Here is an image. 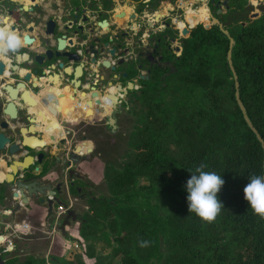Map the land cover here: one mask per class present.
Returning <instances> with one entry per match:
<instances>
[{
  "label": "trees",
  "instance_id": "obj_1",
  "mask_svg": "<svg viewBox=\"0 0 264 264\" xmlns=\"http://www.w3.org/2000/svg\"><path fill=\"white\" fill-rule=\"evenodd\" d=\"M255 5L229 0L216 18L234 39L239 97L264 142V0ZM182 46L173 69L154 68L124 104L134 117L131 150L119 166L104 162L107 195L85 196L79 218L85 253L94 258L99 242L110 251L103 264H264V219L243 196L252 177H264V150L235 100L227 36L216 24L198 22ZM201 164L225 182L211 223L188 211L185 185ZM51 166L44 162V169ZM77 185L69 193L77 194ZM141 241L150 244L140 247ZM7 245L0 264H88L74 247L48 259Z\"/></svg>",
  "mask_w": 264,
  "mask_h": 264
},
{
  "label": "flooded vegetation",
  "instance_id": "obj_2",
  "mask_svg": "<svg viewBox=\"0 0 264 264\" xmlns=\"http://www.w3.org/2000/svg\"><path fill=\"white\" fill-rule=\"evenodd\" d=\"M194 1L192 10L204 6L215 17L218 9L224 12L229 4V0H218L217 4L211 0ZM9 2L10 0H0L2 19L8 14ZM126 4L133 6V10L116 12ZM187 7L184 3L179 4L178 0H116L113 4H110V0H44L32 12L22 13L23 22L17 14L10 15L9 29L13 27L11 31L17 32L22 38V46L15 53L20 55V69L30 82L22 89L24 110L15 111L11 117L0 110V139H3V146L21 143L23 131H34V135L45 142L43 149L22 150L25 152L23 156H35L41 151L44 153L41 162L35 159L28 169L20 172L23 178L33 183L29 191L24 190L25 197L30 202L28 205L48 199L51 194L43 186L50 185L51 189L56 190L55 196L52 195L54 199L61 194L66 182L63 178L57 181L58 176L54 173L55 163L60 159L57 157V150L64 147V141L59 139L51 142L48 136H43L39 131H102L104 124L109 127L111 118L115 121L114 112L131 99V92L142 87L154 68L173 69L174 62L181 56L183 40L191 31L190 29L185 35V27L180 30L177 26ZM121 12L123 15L118 17ZM83 18L94 21L106 19L110 23L107 36L101 39L98 38L99 34H93L89 40L82 42L73 34H68L59 43L62 46L61 52L67 51L72 53L71 57L80 59L67 62L65 58H56L54 52L58 46L56 39L59 34L47 33V22L51 19L58 20L65 27L71 26L72 31L73 22ZM198 22H204L206 26L213 24L209 15L196 21ZM96 33L103 32L99 30ZM78 41L84 45L80 46ZM85 51L88 53L85 54ZM92 56H96L94 64L90 62ZM57 60L62 63L61 67L57 66ZM103 60L109 62L108 67L103 66ZM43 71H46V75L41 73ZM129 83L132 84L131 89L128 88ZM7 84L8 79L0 72V94L4 88V106L7 101ZM2 99L3 97L0 98V103ZM59 100L74 104L73 113L77 109L82 112L81 117L75 115L73 118V126L67 124L72 120L70 118L64 121L56 119V113L61 111L58 108ZM106 106L107 111L104 110ZM5 137L10 141L4 142ZM68 158L69 155L61 158L60 163L66 168L64 174L80 177L81 174L72 165L67 166ZM8 160L6 150H0V255L4 254V230L7 232L9 228L7 222L4 225V213L8 212L9 206L4 201L10 198L23 204L19 190L9 189L5 183ZM47 160L52 166L44 169V162ZM71 183L73 182H69V185L74 184ZM15 193L17 196H14ZM42 204L49 207L47 200Z\"/></svg>",
  "mask_w": 264,
  "mask_h": 264
},
{
  "label": "rangeland",
  "instance_id": "obj_3",
  "mask_svg": "<svg viewBox=\"0 0 264 264\" xmlns=\"http://www.w3.org/2000/svg\"><path fill=\"white\" fill-rule=\"evenodd\" d=\"M261 1L262 0H250V3L254 5L256 4L255 7L257 8ZM190 2L192 1L190 0ZM185 6H188L187 9H191L188 12L190 13L188 17H191V15L195 16V24H197V19L208 15L204 6L198 8L196 11L194 9L192 10V7H189L187 3H185ZM114 114V126L108 125L109 127H107V125L104 124V129L102 131H67L56 139V141L62 139L66 145V147L64 145V147H61L62 149L57 150V157L60 158L58 159L59 162L57 167H55V172H57L56 175L58 176L57 181H61L62 178L66 180L64 186L62 187V192L57 196V198L60 200V205L61 207L63 206V209L69 208L73 213H75L74 219L69 218L67 223L64 224L66 212H62V210L57 209L56 202H54V200L52 208L47 207V222L43 224L39 230H34L28 225L26 226L25 223L22 225L13 224L12 220L15 214L9 215L7 214V211L4 213V225L6 222L9 224L7 232L4 230V235H6L4 242L9 243L10 241L11 245H15V252L17 254L23 255L31 253L35 255H45L49 259L52 255L62 256L72 246L81 252L84 260L88 264H103L109 258L110 251L108 247L106 244L102 247L99 242L96 244V256L94 258H90L86 255V243L89 241L83 239L79 233V218L81 215L83 216L86 211V204L84 200L86 195L99 196L107 195L108 193V184L102 177L103 163L108 162L111 165L119 166V163L131 150L129 140H131L134 117L131 114L125 113L124 104L120 107V110L117 109ZM76 143H79L78 145H83L84 148H87L88 146L91 148L90 153L86 152V154H84L82 151L77 154L79 156L82 155L81 159L82 161H85L84 163L80 162L81 165L76 162L78 164H76V168L80 169L81 167L84 171V174L80 173L82 174L80 176L82 178L64 174L66 168L60 163L62 161L61 158L63 159L66 154L67 147H69V153L73 152L74 145ZM96 159L100 161L99 164H93L90 168L87 162ZM69 182H78L77 186L80 191L77 190V194H74L71 191L69 193ZM4 202L9 205L8 208H12L16 203V200L8 198V200ZM35 239H42V242L44 243L45 240H48L51 242L50 247L53 245L52 249L50 248L51 250L48 251V244L45 245V247H42L39 244H34ZM58 240L61 241V245H59ZM36 242L38 241L36 240ZM13 245L10 247L9 245H7L8 247L6 246L8 251L13 249ZM163 249L165 250V247H163ZM15 252L12 251L11 254H15Z\"/></svg>",
  "mask_w": 264,
  "mask_h": 264
},
{
  "label": "water",
  "instance_id": "obj_4",
  "mask_svg": "<svg viewBox=\"0 0 264 264\" xmlns=\"http://www.w3.org/2000/svg\"><path fill=\"white\" fill-rule=\"evenodd\" d=\"M14 2V4L12 5H8L7 9H8V14L5 15L3 17V24H8V19L10 18V15L12 14H17L19 20L21 22H23V18H22V13H29L32 12L37 6H38V1L37 0H27L28 4H23V0H11ZM116 0H110V4H113ZM221 10L218 9L215 13L218 14ZM208 15L212 20L213 24H216L219 29L222 31V33L227 36L228 42H229V48L227 51V62H228V66L230 71L233 74V78H234V85H235V100L237 101V105L243 115V119L246 122L245 124H247V126L249 127V129L255 134L256 138L258 139L259 143H261L260 146H262L263 150H264V142L262 137L260 136V134L258 133V131L256 130V128L253 126L252 122L250 121L247 113H246V109L239 97V83L237 81V76H236V72L233 68L232 65V59H231V50L232 47L234 45V39L230 36L228 30L224 29L222 23L211 13V10L208 8ZM123 15V13H119L118 17H121ZM195 16L191 15V17L187 18V26L184 28V33L185 35L188 34L189 30L192 29L195 26V22H194ZM79 21L76 20L73 22V30L71 31V26L70 27H65L63 26L58 20L54 21V20H49L47 22V26L49 27L47 30V33L50 34H59L58 38L56 39L58 46L56 47V51L54 52V55L56 58H65V60L67 62H70L71 60L73 61H77L80 59V57H71L70 54L67 51H63L62 50V46L59 44L61 41H63V39L68 35V34H73L76 39L79 40H83L82 42H85L86 40L90 39V36H92L93 34H99L98 38H104L107 36L108 34V29H109V23L106 19H102L100 21H94V19H90V18H83L80 23H78ZM3 26V25H0ZM14 28L12 27L11 30H13ZM98 30H101L103 33H96ZM104 30V31H103ZM64 31H67L66 33H64ZM96 40V39H95ZM79 42L78 44L80 46H83L84 43ZM112 52V51H111ZM88 52L85 51V54H87ZM96 57V56H95ZM94 56H92L90 58V62L92 64L96 63V59ZM21 61H20V55L12 52L9 53V55H7L5 57V61L4 58H0V72L3 74V76H5V78L8 79V84L6 86V103L4 106V88L0 94V98L3 97V99L1 100L0 103V110L2 111V113L6 112V114H9L10 117L13 116L15 114V111H21L24 110V98L22 96V89L26 86V83H29L30 80L29 78H27V75L23 73V70L20 69V65ZM103 66L108 67L109 62L107 60H103L102 61ZM4 66H5V71H4ZM57 66L61 67L62 63H58L57 60ZM55 66L53 65L52 69H54ZM43 75H46V71L41 72ZM128 88H132V84L129 83ZM120 89V87H119ZM70 98H72L69 95ZM105 110V108H104ZM57 118L60 117V114L57 113L56 115ZM114 123V119L111 118L110 120V124L113 125ZM74 123L69 121V125H73ZM114 126V125H113ZM27 133H32L31 135H27ZM40 134H43V136H48V138L50 139L51 142L56 141V134L59 136H62L64 133L63 131H61V129H57V131H39ZM1 136V135H0ZM10 139L8 138H4V142H9ZM3 139H0V150H6L7 152V156L9 158L8 160V171H6V176H5V183L7 184V187L9 189H18L19 193H20V199L22 200L23 204L27 203V198L25 197L24 194V190L29 191L31 189V187L33 186V183H29L28 179L23 178L22 174L20 172L24 171L25 169H28L29 166L33 163V161L35 159H37L39 162H41L42 157L44 155V153L41 151L39 153H37L35 156L32 155H24L23 154V149H28L31 151H34L36 149H43V146L45 144L44 140L42 138H39L38 136L34 135V131H23L22 132V136H21V143H8L6 146H3ZM79 143H76L74 145V151L69 153V158L67 159V166H71L72 163L76 162L79 158L77 153H79L82 150V147L80 148L78 146ZM76 148H79L76 149ZM87 152H90V147L88 146L86 148ZM21 156L22 159H19ZM264 168V167H263ZM2 170V168L0 167V171ZM35 186H38L36 183H34ZM73 184V183H71ZM45 190L48 191L49 194L55 196L56 194V190L51 189L50 185H46L43 186ZM41 190H43L42 188H39ZM45 194V193H43ZM14 196H17V193L14 194ZM47 200V204L49 206V208L52 207V204L54 202H56L57 204H61L60 200L57 197H54V199H46ZM45 199H41L40 202L43 203L44 201H46ZM54 200V202H53ZM8 213V212H7ZM74 219L75 215L72 212V210H68L66 212V219L64 220V224L67 223L68 219Z\"/></svg>",
  "mask_w": 264,
  "mask_h": 264
},
{
  "label": "clouds",
  "instance_id": "obj_5",
  "mask_svg": "<svg viewBox=\"0 0 264 264\" xmlns=\"http://www.w3.org/2000/svg\"><path fill=\"white\" fill-rule=\"evenodd\" d=\"M0 25H3L0 26V58H4L22 46V38L3 24L2 18ZM205 167L206 165L201 164L194 172H190L185 188L188 193V211L195 213L202 222L211 223L223 206L217 194L225 182L221 175L203 171ZM243 196L253 214L264 219V177H252L243 189ZM149 244V241H141L140 247H148Z\"/></svg>",
  "mask_w": 264,
  "mask_h": 264
},
{
  "label": "crops",
  "instance_id": "obj_6",
  "mask_svg": "<svg viewBox=\"0 0 264 264\" xmlns=\"http://www.w3.org/2000/svg\"><path fill=\"white\" fill-rule=\"evenodd\" d=\"M39 3L40 2H42V1H44V0H37ZM192 2L194 1V0H191ZM195 2V1H194ZM24 5L25 4H28V1L27 0H23V2H22ZM186 3H188V4H190L191 2H190V0H186ZM12 4H14V2L13 1H11L10 0V2L8 3V5H12ZM119 10L121 11V10H125L126 12H128L129 10H133V6H131V5H129V4H126L125 6H123V7H120V9H117L116 10V12H119ZM120 22H121V19H120ZM10 23H11V18H9L8 19V26L10 25ZM78 23H80V21L78 22ZM110 24V23H109ZM99 31V30H98ZM104 31V30H103ZM4 61H5V58H4ZM58 105H59V109H61V111L60 112H58L59 114H60V117L59 118H57L56 117V119L57 120H59L60 118H61V120L62 121H64V120H66L67 118H70V119H72V120H69V121H71V122H73L74 123V120H73V118L75 117V115L77 116V117H81L82 116V112L79 110V109H77V111L76 112H74L73 113V110L75 109V105L74 104H72V103H70V102H68V101H64V100H59L58 101ZM85 107V105L83 106V108ZM56 115H57V113H56ZM69 121H68V125H69ZM74 125V124H73ZM73 125H71V126H73ZM70 126V125H69ZM65 132H67V131H63V133H65ZM58 138V135L56 134V139ZM55 142V141H54ZM81 145V144H80ZM82 146V150L80 151V152H82V153H84V154H86V148H84L83 147V145H81ZM67 151H66V156L68 155V151H69V147H67V149H66ZM88 153H90V152H88ZM78 154V153H77ZM82 156V155H81ZM81 156H79L78 155V160L76 161L77 163H79L80 165H81V163L83 162H85V161H82V159H81ZM76 162H74V163H72V166L75 168V170L77 171V172H79V173H82V174H84L83 172V170H82V168L80 167V169H78V168H76L77 167V163ZM81 162V163H80ZM99 162L100 161H98L97 159L96 160H92V161H90V162H87L88 163V166H90V168H91V166L93 165V164H95V165H98L99 164ZM63 164V163H62ZM77 164V165H76ZM57 165H58V160L56 161V163H55V167H57ZM103 165H104V163H103ZM64 166V165H63ZM68 167H70V166H68ZM68 169V168H67ZM56 171V170H55ZM55 174L57 173V172H54ZM54 174V175H55ZM81 174V175H82ZM102 177H103V167H102ZM62 192V191H61ZM18 202V203H17ZM29 202V200H27V203ZM15 203V202H14ZM19 204V201H16V203L14 204V206L12 207V208H8V212L9 213H7V214H9V215H14L15 214V216H14V218H13V220H12V223L13 224H16V225H22V224H27L29 227H31L32 229H34V230H39L41 227H42V225L43 224H45L47 221H46V214L48 213V208H47V206L45 205V204H42V203H37V202H35L34 204H32V205H28V204ZM30 203V202H29ZM74 215H75V213H74ZM73 239V238H72ZM36 240L38 241V242H36ZM52 240V239H51ZM54 240V239H53ZM36 242V243H35ZM58 243H59V245H61V241H59L58 240ZM34 244H39V245H41L42 247L44 246L45 247V245H49V247H48V251H50L51 249H52V246L50 247V245H51V242H49L48 240H45V243L44 242H42V239H35L34 240ZM72 247V246H71ZM51 248V249H50ZM68 251V250H67ZM66 251V252H67ZM64 255V254H63Z\"/></svg>",
  "mask_w": 264,
  "mask_h": 264
},
{
  "label": "built area",
  "instance_id": "obj_7",
  "mask_svg": "<svg viewBox=\"0 0 264 264\" xmlns=\"http://www.w3.org/2000/svg\"><path fill=\"white\" fill-rule=\"evenodd\" d=\"M178 2H179V4L184 3V5H185L186 0H178ZM187 5H188V3H187ZM189 5L192 7V6H193V2H191ZM190 10H191V9H187V8L185 9V8H184L183 18H182V20H180L179 22H177V26H178V28H179L180 30H182L184 27H186V21H187L186 19H187V17H188L189 14H190V13H188ZM194 10L196 11L197 9H194ZM184 18H186V19H184ZM48 198L52 199V195H48ZM19 203L21 204V202H19ZM62 207H63V206H62ZM62 207H61V205H60L57 209L62 210V212H63V211L67 212V211L69 210V208H64V209H63ZM26 226H27V224H26ZM8 245H9V247L12 246L10 241H9Z\"/></svg>",
  "mask_w": 264,
  "mask_h": 264
},
{
  "label": "bare ground",
  "instance_id": "obj_8",
  "mask_svg": "<svg viewBox=\"0 0 264 264\" xmlns=\"http://www.w3.org/2000/svg\"><path fill=\"white\" fill-rule=\"evenodd\" d=\"M205 8V7H204ZM206 9V8H205ZM206 11H207V9H206ZM208 14V13H207ZM87 106V105H86ZM89 109V108H88ZM90 110V109H89ZM108 110V107L106 106L105 107V111H107ZM80 148H81V146L80 145H78ZM76 149H78L79 150V148H76Z\"/></svg>",
  "mask_w": 264,
  "mask_h": 264
},
{
  "label": "snow or ice",
  "instance_id": "obj_9",
  "mask_svg": "<svg viewBox=\"0 0 264 264\" xmlns=\"http://www.w3.org/2000/svg\"><path fill=\"white\" fill-rule=\"evenodd\" d=\"M53 111H55L54 109H53ZM90 114V113H89Z\"/></svg>",
  "mask_w": 264,
  "mask_h": 264
}]
</instances>
